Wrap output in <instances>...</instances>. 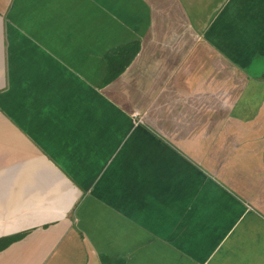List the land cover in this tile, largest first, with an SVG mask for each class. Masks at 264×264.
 <instances>
[{
    "label": "crops",
    "instance_id": "obj_1",
    "mask_svg": "<svg viewBox=\"0 0 264 264\" xmlns=\"http://www.w3.org/2000/svg\"><path fill=\"white\" fill-rule=\"evenodd\" d=\"M248 2L201 26L183 0H0V264H264Z\"/></svg>",
    "mask_w": 264,
    "mask_h": 264
},
{
    "label": "rangeland",
    "instance_id": "obj_2",
    "mask_svg": "<svg viewBox=\"0 0 264 264\" xmlns=\"http://www.w3.org/2000/svg\"><path fill=\"white\" fill-rule=\"evenodd\" d=\"M248 6H252L253 9L248 8V11H255V0H246ZM245 0H183L188 13L196 16L201 26L208 24L213 16L221 13L223 16H231L235 14L236 11L240 10V6ZM257 1V0H256Z\"/></svg>",
    "mask_w": 264,
    "mask_h": 264
},
{
    "label": "trees",
    "instance_id": "obj_3",
    "mask_svg": "<svg viewBox=\"0 0 264 264\" xmlns=\"http://www.w3.org/2000/svg\"><path fill=\"white\" fill-rule=\"evenodd\" d=\"M140 49V41H136L134 44L130 46H126L122 49H118L113 52V54H118L119 56H122V54H126V59L122 61V66H119L118 69H116L114 72L110 73V75L107 77L106 82L111 81L115 77H117L122 71H124L125 66L130 62V60L137 54V52ZM116 60H121V58L115 57ZM117 63V62H116ZM16 239V237H1L0 238V251L6 249L13 241Z\"/></svg>",
    "mask_w": 264,
    "mask_h": 264
}]
</instances>
